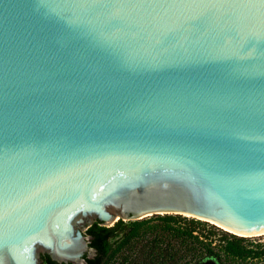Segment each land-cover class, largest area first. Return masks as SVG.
I'll return each instance as SVG.
<instances>
[{"label":"water","instance_id":"water-1","mask_svg":"<svg viewBox=\"0 0 264 264\" xmlns=\"http://www.w3.org/2000/svg\"><path fill=\"white\" fill-rule=\"evenodd\" d=\"M161 213L264 232V0H0V264Z\"/></svg>","mask_w":264,"mask_h":264},{"label":"trees","instance_id":"trees-1","mask_svg":"<svg viewBox=\"0 0 264 264\" xmlns=\"http://www.w3.org/2000/svg\"><path fill=\"white\" fill-rule=\"evenodd\" d=\"M150 217L159 221L158 232L142 241L138 231ZM84 233L89 235L94 250L90 258H85V264H197L208 257L221 264L226 258L264 256V243L253 245L245 242L243 236L220 230L204 220L173 213L151 214L147 218L129 220L128 225L120 219L110 226H102L94 220ZM212 236H217L218 250L210 246ZM136 239L140 240L141 249L129 258L126 249L133 247ZM39 259V264H71L58 263L45 253H40Z\"/></svg>","mask_w":264,"mask_h":264},{"label":"rangeland","instance_id":"rangeland-1","mask_svg":"<svg viewBox=\"0 0 264 264\" xmlns=\"http://www.w3.org/2000/svg\"><path fill=\"white\" fill-rule=\"evenodd\" d=\"M150 215H147L145 217L142 218H147ZM188 217V216H186ZM94 221V220H90V223ZM124 224L128 225V221L129 220H122ZM208 224H210V222H208ZM158 225H159V221L154 218V217H150L149 219H146L145 222L140 226L139 231L141 232L139 235L142 236L141 240L142 241H146L149 240L150 237L152 236L153 233H155L156 231L158 232ZM214 226H216L215 224H213ZM218 227V226H216ZM220 228V230H225L224 228L218 227ZM229 232V231H227ZM231 233V232H230ZM144 234V236H143ZM232 234H234L232 232ZM236 236H243V238L245 239V242H251V244H255V243H264V233L262 234H248V235H240V234H235ZM202 238V237H200ZM189 242H191L190 240H188ZM140 244V240L136 239L133 242V247H129L126 249L127 251V257L132 258L134 253L137 252L138 249H141L139 247ZM248 244V243H247ZM210 246L213 248V250H218V241H217V236H212L210 239ZM41 252H39L40 254ZM187 259V257H186ZM116 261V260H114ZM192 262V261H191ZM115 264V263H113ZM197 264H219L217 262L214 261V259L212 257H208L206 258L204 261H202L201 263H197ZM221 264H264V256L261 257H254V258H226L222 261Z\"/></svg>","mask_w":264,"mask_h":264},{"label":"bare ground","instance_id":"bare-ground-1","mask_svg":"<svg viewBox=\"0 0 264 264\" xmlns=\"http://www.w3.org/2000/svg\"><path fill=\"white\" fill-rule=\"evenodd\" d=\"M231 232H233V231H231ZM233 233L240 234V235H248V234H241V233H236V232H233ZM262 233H264V232H262ZM262 233H256V234H262Z\"/></svg>","mask_w":264,"mask_h":264}]
</instances>
